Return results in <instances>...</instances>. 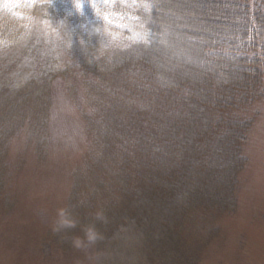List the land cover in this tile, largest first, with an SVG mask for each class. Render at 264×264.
<instances>
[{
    "label": "trees",
    "instance_id": "obj_1",
    "mask_svg": "<svg viewBox=\"0 0 264 264\" xmlns=\"http://www.w3.org/2000/svg\"><path fill=\"white\" fill-rule=\"evenodd\" d=\"M183 3L0 0V210L25 154H48L54 81L87 141L43 257L81 237L93 264H199L235 212L264 0Z\"/></svg>",
    "mask_w": 264,
    "mask_h": 264
},
{
    "label": "rangeland",
    "instance_id": "obj_2",
    "mask_svg": "<svg viewBox=\"0 0 264 264\" xmlns=\"http://www.w3.org/2000/svg\"><path fill=\"white\" fill-rule=\"evenodd\" d=\"M184 5L186 0H175ZM183 1V2H182ZM255 119L244 145L247 163L240 173L235 212L199 264H264V97L253 106ZM48 154L42 161L29 150L17 177L9 210H0V264H93V245L77 237L62 250L52 246L43 257L40 242L58 220L71 182V171L86 148L83 121L63 83L54 81ZM12 147L11 157L17 155Z\"/></svg>",
    "mask_w": 264,
    "mask_h": 264
},
{
    "label": "clouds",
    "instance_id": "obj_3",
    "mask_svg": "<svg viewBox=\"0 0 264 264\" xmlns=\"http://www.w3.org/2000/svg\"><path fill=\"white\" fill-rule=\"evenodd\" d=\"M143 7L147 8V7H148V5H143ZM61 214H63V213H62V210H61Z\"/></svg>",
    "mask_w": 264,
    "mask_h": 264
}]
</instances>
